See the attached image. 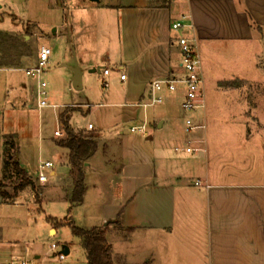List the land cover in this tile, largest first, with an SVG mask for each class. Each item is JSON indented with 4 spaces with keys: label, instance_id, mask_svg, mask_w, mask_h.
<instances>
[{
    "label": "crops",
    "instance_id": "0c3cea01",
    "mask_svg": "<svg viewBox=\"0 0 264 264\" xmlns=\"http://www.w3.org/2000/svg\"><path fill=\"white\" fill-rule=\"evenodd\" d=\"M101 1L78 0L72 8L76 57L70 70L78 65L84 83L85 73L89 77L98 64L104 67L98 66L97 73L113 64L116 74L109 77L108 70L104 75L109 77L104 88H112L103 99L107 107L119 109L103 116L130 125L110 137L93 125L81 131L70 127L91 133L97 143L83 164L85 192L78 205L85 211L84 228L105 229L112 257L121 264H264V163L256 170L251 166L254 147L244 126L207 125L205 114L197 113L196 123L202 121L205 128L186 133L181 87L175 96L162 93L161 104L166 103L158 111L142 106L152 80L181 75L178 36H194L200 56L203 46L248 42L254 35L248 17L264 27V0ZM181 15L188 16L192 28L173 31L170 24ZM16 69H0V85L3 81L6 88L0 107L8 101L7 90L16 86L36 93V81L29 77L20 83L11 73ZM141 125L144 134L130 131ZM57 147L66 150L67 158L68 150ZM186 147L199 150L186 153ZM260 147L264 158L263 142ZM110 162L118 163L116 172L108 168ZM68 173L69 167L66 200L72 189ZM26 248L18 242L1 244L0 251L9 253L0 259L22 256Z\"/></svg>",
    "mask_w": 264,
    "mask_h": 264
},
{
    "label": "rangeland",
    "instance_id": "374dc122",
    "mask_svg": "<svg viewBox=\"0 0 264 264\" xmlns=\"http://www.w3.org/2000/svg\"><path fill=\"white\" fill-rule=\"evenodd\" d=\"M9 1L11 3L0 0V69L17 68L11 73L25 84L29 77L24 70L35 64L38 48L47 46L51 53L41 76L46 84V106H37L39 98L35 90L21 92L16 86L7 90L8 101L0 107V183L11 193L20 182L21 176L12 165L17 159L33 183L11 200L0 199V245L27 244L28 256L34 264H85L79 238L67 225L55 224L70 218L75 226L86 227L85 211L80 205L70 206L65 199L69 163L66 150L55 143L62 135L56 137L53 132L58 130L62 134L58 116L63 112L68 113V124L75 131L85 129L87 123L99 129L104 137L118 134L120 129L127 131L130 124H114L103 116L106 110L119 109L107 107L109 101L103 99L112 88L109 85L105 89L103 82L116 74L115 66H105L110 73L106 77L97 73L98 66L104 67L98 64L89 77L85 73L84 83L81 80L85 88H73L70 63L76 56L69 25L72 8L78 0ZM109 1L114 0L101 2ZM253 28L254 35L248 42L203 46L200 59L207 125L242 124L254 147L251 166L256 170L264 163V158H260V146L264 143V27L254 23ZM5 91L2 81L0 93L5 95ZM173 102V108L178 110L179 100L176 98ZM165 103L164 100L163 104L152 107L158 111ZM7 104L10 106L6 107ZM83 135L87 137L91 133ZM120 160L122 158L117 162ZM44 161L52 166L43 170L47 181L40 183L37 166ZM118 163L107 165L116 172ZM51 170L55 171L54 175H50ZM51 227L56 229L55 233L50 232ZM61 246L67 247L66 256L59 253ZM8 253L6 249L0 251V255Z\"/></svg>",
    "mask_w": 264,
    "mask_h": 264
},
{
    "label": "built area",
    "instance_id": "2783aa9c",
    "mask_svg": "<svg viewBox=\"0 0 264 264\" xmlns=\"http://www.w3.org/2000/svg\"><path fill=\"white\" fill-rule=\"evenodd\" d=\"M188 16L181 15L178 19L173 20L170 24V28L173 31H182L192 28L190 23L186 20ZM175 43L179 48L180 53V76H170L164 79L152 80L148 84V96L147 101L142 103L143 107L154 106L163 102L162 93L173 94L182 88V100L180 102V109L184 115V128L186 133H190L196 129H204L205 124L201 121L196 123L194 115L200 113L198 110L202 109L203 112L204 104L202 99V86L203 76L201 70V59L197 50L196 39L194 36L180 35L175 39ZM51 50L47 46H40L37 50L35 64L24 70L26 76L35 79L36 81V95L39 98L37 106L44 107L45 103V82L41 79V76L48 65L49 56ZM102 74L108 73L107 68L102 69ZM107 82H103V86H106ZM100 105V104H99ZM87 108L90 105H86ZM92 128L91 124H87V130ZM131 132L145 133V125L135 126L130 128ZM54 136H61L58 130L53 132ZM178 151L179 148H175ZM186 153H193L198 151L199 148L186 147L184 149ZM37 181L44 183L47 181V176L43 172L44 169L50 168L51 163L44 161L38 164ZM200 182L196 181L195 185H199ZM60 250V248H59ZM28 248L25 250V254L22 256H11L8 259H0V264H34V261L28 256Z\"/></svg>",
    "mask_w": 264,
    "mask_h": 264
},
{
    "label": "trees",
    "instance_id": "16d2710c",
    "mask_svg": "<svg viewBox=\"0 0 264 264\" xmlns=\"http://www.w3.org/2000/svg\"><path fill=\"white\" fill-rule=\"evenodd\" d=\"M249 25L254 27V22L248 17ZM226 84V83H225ZM228 85V84H227ZM61 125L63 137L56 141V145L64 147L68 150L69 177L72 182V189L68 196L71 205H78L83 201L85 192L84 183V167L83 164L91 157L96 149L97 143L88 136L75 133L68 124V113H61L58 116ZM12 165L16 173L21 176L20 182L15 185L12 192H7L0 183V199L11 200L19 191L32 184L30 178L25 171L20 168L17 161H12ZM56 225H67L71 233L79 238V243L84 251L85 264H118L111 254L109 245L105 238V229L91 228L86 229L77 227L70 218H66L63 222H56ZM145 264V263H143Z\"/></svg>",
    "mask_w": 264,
    "mask_h": 264
},
{
    "label": "water",
    "instance_id": "95a60500",
    "mask_svg": "<svg viewBox=\"0 0 264 264\" xmlns=\"http://www.w3.org/2000/svg\"><path fill=\"white\" fill-rule=\"evenodd\" d=\"M90 1H99V0H90ZM72 78H71V84L72 87L75 89H81V71L80 67L78 65H75L72 69ZM59 253L63 256H66L68 254V249L66 246H61Z\"/></svg>",
    "mask_w": 264,
    "mask_h": 264
}]
</instances>
